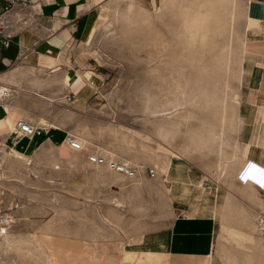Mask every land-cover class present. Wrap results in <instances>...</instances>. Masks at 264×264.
Listing matches in <instances>:
<instances>
[{"label":"rangeland","instance_id":"obj_1","mask_svg":"<svg viewBox=\"0 0 264 264\" xmlns=\"http://www.w3.org/2000/svg\"><path fill=\"white\" fill-rule=\"evenodd\" d=\"M245 1L112 0L61 77L1 76L0 264H168L140 245L176 217L178 161L221 187L210 264H264V168L247 160L236 113ZM87 71L81 96L66 79ZM20 118L50 127L23 135Z\"/></svg>","mask_w":264,"mask_h":264},{"label":"crops","instance_id":"obj_2","mask_svg":"<svg viewBox=\"0 0 264 264\" xmlns=\"http://www.w3.org/2000/svg\"><path fill=\"white\" fill-rule=\"evenodd\" d=\"M110 2L32 0L29 9L12 16L13 38L9 47L0 48V78L26 72L37 78L44 74L51 79L61 77L63 62H71L75 56L74 43L88 36ZM245 13L246 41L236 102L239 138L247 160L264 168V0H246ZM89 77L87 71L75 78L68 76L66 82L84 96ZM9 84L14 89L17 86L15 82ZM168 177L176 217L170 226L150 233L140 246L147 251L167 252L168 264H210L221 187L200 180L197 171L183 161L170 165Z\"/></svg>","mask_w":264,"mask_h":264},{"label":"built area","instance_id":"obj_3","mask_svg":"<svg viewBox=\"0 0 264 264\" xmlns=\"http://www.w3.org/2000/svg\"><path fill=\"white\" fill-rule=\"evenodd\" d=\"M32 0H5L0 1V48L9 47L10 41L13 38V26H12V16L15 12L25 11L30 8ZM19 23V20H17ZM9 92L8 88L0 87V95H7ZM67 101H72V96H66ZM47 128V127H43ZM16 129L19 133L23 135H38L41 134L42 128L30 123L24 118H20L16 122ZM64 141L73 150H84L85 144L74 134L66 133ZM88 160L92 164L96 165H106L111 170L124 174L127 177L136 176V168L131 164L118 160L113 157H108L107 155L99 151H91L88 154ZM150 172L155 175L154 169H150Z\"/></svg>","mask_w":264,"mask_h":264},{"label":"bare ground","instance_id":"obj_4","mask_svg":"<svg viewBox=\"0 0 264 264\" xmlns=\"http://www.w3.org/2000/svg\"><path fill=\"white\" fill-rule=\"evenodd\" d=\"M39 127H40V126H39ZM46 127H50V126H46ZM41 128H42V127H41ZM49 129H50V128H49ZM41 130H42L41 134L44 133V131H46L45 128H42ZM16 153H17V152H16ZM14 155H16V154H14ZM17 157H19V156H17ZM2 230H3L2 233H6V232H7V230H6L5 228H2Z\"/></svg>","mask_w":264,"mask_h":264}]
</instances>
